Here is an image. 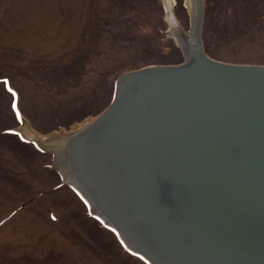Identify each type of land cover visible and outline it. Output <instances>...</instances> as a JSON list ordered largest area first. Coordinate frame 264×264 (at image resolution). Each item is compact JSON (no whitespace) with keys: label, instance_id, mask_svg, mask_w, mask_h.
Segmentation results:
<instances>
[{"label":"rangeland","instance_id":"rangeland-1","mask_svg":"<svg viewBox=\"0 0 264 264\" xmlns=\"http://www.w3.org/2000/svg\"><path fill=\"white\" fill-rule=\"evenodd\" d=\"M163 3L0 0V264H148L63 181L53 154L19 130L68 133L109 108L121 75L183 64ZM202 6L207 56L264 67V0ZM173 10L190 33L186 0Z\"/></svg>","mask_w":264,"mask_h":264},{"label":"bare ground","instance_id":"bare-ground-1","mask_svg":"<svg viewBox=\"0 0 264 264\" xmlns=\"http://www.w3.org/2000/svg\"><path fill=\"white\" fill-rule=\"evenodd\" d=\"M163 2L179 46L185 51L182 37L198 46L203 0H186L188 34L173 16L175 0ZM194 64L195 73L142 83L116 117L81 142V176L110 219L155 261L264 264V78L238 80ZM95 120L62 135L41 136L25 123L19 132L50 151Z\"/></svg>","mask_w":264,"mask_h":264},{"label":"water","instance_id":"water-1","mask_svg":"<svg viewBox=\"0 0 264 264\" xmlns=\"http://www.w3.org/2000/svg\"><path fill=\"white\" fill-rule=\"evenodd\" d=\"M164 9L167 14L165 6ZM173 16L175 18L174 10ZM201 17H203V14ZM201 20L199 19V22H197L198 28H201L202 26ZM185 39L188 40L185 37H182L181 39L185 48V61L183 62V64L174 66H151L121 75L117 82V90L113 103L109 106V108H107L101 115L96 118L95 124L92 125L93 128L89 130V126L91 124L89 126L83 127L78 133L66 138L60 143L57 142L55 146H53L52 150H50L54 158V168L59 172V174L63 178V181L68 185L74 186V188L78 190L84 197V200L88 204L89 209L95 211V214L96 216H98V218H101V220L108 224L109 228L116 231L120 239L123 241L124 245H126L132 252H137L139 254L142 251L140 250L138 245L131 240L126 231L119 226V223H115L113 219H110V215L100 205L99 200L93 195L92 191H90L86 187L78 167L83 155L81 142H85L87 138L94 136L99 129L108 124L112 120V118L116 117V115L125 106L128 99L139 90L142 83H146L153 78L161 76L163 74L183 75L184 73H195L194 71L197 65L194 64V61L197 62L199 60L200 62L206 64L210 70L221 76L227 75L228 77L236 78L238 80H245L246 78H264V73L263 75H259L262 74V72H256V74L249 73V71H245L244 69H236L237 67L234 66H229L233 67L229 68L225 67L227 65L212 61L205 55L201 41H199L198 46L192 48L189 43H186ZM187 53L188 55H186ZM188 56L190 58H188ZM192 57L195 58L194 61L191 60ZM255 68L261 69L256 71H264L263 66H258ZM89 131L93 133L89 134ZM39 149L41 148L39 147ZM143 254V256L147 258L149 264H163L161 261L157 260L159 262L158 263L150 256L146 255L145 253Z\"/></svg>","mask_w":264,"mask_h":264},{"label":"crops","instance_id":"crops-1","mask_svg":"<svg viewBox=\"0 0 264 264\" xmlns=\"http://www.w3.org/2000/svg\"><path fill=\"white\" fill-rule=\"evenodd\" d=\"M25 140V139H24Z\"/></svg>","mask_w":264,"mask_h":264}]
</instances>
